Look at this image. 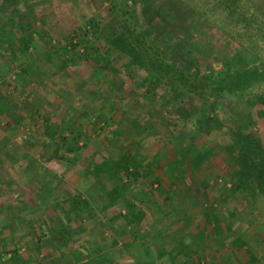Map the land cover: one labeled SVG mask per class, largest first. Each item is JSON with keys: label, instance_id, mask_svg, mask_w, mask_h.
I'll return each mask as SVG.
<instances>
[{"label": "rangeland", "instance_id": "1", "mask_svg": "<svg viewBox=\"0 0 264 264\" xmlns=\"http://www.w3.org/2000/svg\"><path fill=\"white\" fill-rule=\"evenodd\" d=\"M130 1L141 7L137 13L145 21L144 33L166 63L175 66L192 61L201 67L217 62L218 57L230 58L241 47L244 58L237 60L235 65L232 63L233 70H243L242 73L253 68L264 70V0L241 2L240 8L245 11V16L236 15L234 18L227 17L230 0ZM112 2L0 0V104L3 98L7 104V109L1 107L3 112L0 111V227L23 219V230L15 240L11 241L5 235L6 247L9 250L19 247L21 253L26 254L38 244V238H42V264H68L76 248L90 251L96 246L101 248L102 255L79 264H110L108 254L114 234L106 229L105 222L121 210L115 207L103 212L101 208L106 203L103 193L116 182H108L105 178L101 180V187L93 186L84 177V170L91 159L102 160L106 153L117 160L120 148L127 151L125 154H138L141 162L145 159L149 163L146 165L149 168H154L162 160H173L170 151L173 153L172 148L178 149L176 145H180V141L177 139L175 143H170L169 130L172 128L185 139L190 128L185 121L192 119L196 113L193 101L180 92L176 96L170 93L166 101H162L163 95L143 101L141 92L135 89L139 74L134 71L129 75L119 71V76L109 75L100 80L97 78L100 70L82 57V51L70 49L69 55L63 53L62 47L74 33L88 31L90 24L99 25V34L92 41L104 50V40L115 37L119 30L117 20L109 11ZM255 23L263 24L258 32ZM25 39L29 41L26 53L21 45ZM54 51L56 57L52 54ZM46 55L54 57L52 64L47 63ZM71 57L81 61L78 64L73 62L61 71V61L69 62ZM113 65L122 68L118 59ZM220 69L217 66L214 71ZM263 93L264 85H256L249 88L245 96L252 98ZM173 102H176L175 105ZM221 104L218 113L227 127L242 123L245 117L243 104L232 101L230 97ZM35 112L48 117L53 124L69 118L63 134L66 150L59 152L62 160L52 155L53 146H42L41 123L35 116L37 120L30 116ZM12 113L23 121L18 127L6 130L11 128L7 125ZM100 118L107 119L112 125L104 129ZM110 131L115 133L114 137L109 134ZM232 139L228 129L211 134L205 145L217 148L218 152L195 171L186 185L176 182L172 171H155L160 175L166 192L158 194L156 186L143 190L146 194L143 197L146 218L136 232L141 245L145 246L150 241L155 243L164 233L167 234L164 243L174 244L184 238L196 222L203 220L205 206L217 204L219 207L220 196L223 198L228 194L223 190L230 165L222 149L231 144ZM78 148L83 151L79 153ZM48 155L49 158L45 157ZM201 183L207 188L201 187ZM29 187L36 193L42 191L45 196L53 193V201L71 196L73 190L82 193L95 211L81 224L85 232L75 231L79 225L75 223L74 232L69 229V234L62 231L53 236L43 225V206L35 199L33 191V195L27 191ZM228 188L229 185L226 186ZM139 189L140 186L136 188ZM197 189L202 192L199 197L195 193ZM204 192L208 197L206 203L202 195ZM24 193L23 201L19 200L21 197L17 199ZM239 198L241 202L229 200L228 206H225L234 223L237 218L231 212H238L241 219L238 233L234 231L232 235L215 237L208 247V254H223L225 258H230V263L226 261V264L247 260L244 250L237 252L239 262L228 255L232 251L230 246H226L229 240L225 246L222 240L233 238L234 234L240 235L258 256H264V202ZM28 208L35 210L29 213L26 211ZM121 225L118 220L114 228L119 229ZM30 229H33V235ZM132 232L127 231V236ZM24 233L30 234V237L20 238ZM119 240L123 241L121 237ZM116 255L117 258L121 255L122 264H150L137 244L128 251H118ZM204 261L209 262V257ZM0 264L5 262L0 261Z\"/></svg>", "mask_w": 264, "mask_h": 264}, {"label": "trees", "instance_id": "2", "mask_svg": "<svg viewBox=\"0 0 264 264\" xmlns=\"http://www.w3.org/2000/svg\"><path fill=\"white\" fill-rule=\"evenodd\" d=\"M252 1L230 0L228 2L229 7H227V17L234 18L236 15L244 17L245 11L240 8V3ZM140 8L130 0H113L109 11L113 18L117 20L119 30L115 37L104 40V50L98 48L92 41L93 37L99 34L98 24H90V29L82 34L74 33V36L65 43L66 46L62 47L63 53L66 55L71 53V51L69 52L70 49L82 51V57L87 58L100 70L97 76L100 80H104L109 75L119 76L122 71L128 75L133 71L136 72L139 74V82L135 85V89L141 92V99L145 102H148L150 97L160 95H163L164 100L162 101H166L170 93H175L173 96H176L180 92L193 101L196 109L193 118L185 121V124L190 126L185 139L181 138L182 136H179L172 128L169 130L170 143H175L177 139L180 141L178 142L180 145H176L178 149L174 150L172 148L173 153L172 150L170 151L173 160L165 159L156 164L154 168H149L146 166L149 163H146L145 159L141 162L138 154H131V152L125 154L127 151L120 148L117 160L106 153L107 155L105 154L102 160L94 161L91 159L84 170V177L93 186L101 187V180L105 178L108 182H116V185L110 190L105 191L106 189H104L103 194L106 203L101 208L103 212L115 207H119L121 210L116 216L105 222L106 229L114 234L110 241L111 252L108 254L111 259L110 264H122L121 255H119V258L116 255L118 251H128L136 244L144 251L148 261H156L159 264L230 263V258H225L223 254H208L210 250L208 247L211 239L219 236L224 237L226 234L232 235L234 231L237 232L241 219L237 214L238 212H235L237 210L231 212L237 218V221L234 223L231 220L233 218H229L230 212H226L225 207L228 206L229 200L241 202L242 200L239 197H245L246 199L251 198L254 202H264V93L252 98L245 96L249 88L264 85V70L258 71L253 68L247 71L244 70L246 71L244 73L241 72L243 70H233L232 63L235 65L237 60L244 58L240 52L241 47L237 50L239 52L232 57H218L217 62L206 63L201 67H198L199 63L195 65L192 61H184L172 66L166 63L157 53L150 39L144 33L145 21L142 15L138 16L137 13ZM246 24L250 25L247 21ZM254 25L258 28L256 29L257 32L263 26L261 23H255ZM21 45L22 50L26 53L29 50L28 39L23 40ZM52 54L57 53L54 51ZM71 58L69 62L68 60L61 61L59 66L61 71L69 64L73 62L78 64L81 61L80 59L75 60L74 57ZM53 59V56L46 55L47 63L52 64ZM115 59L121 61L122 68H115L113 65ZM217 66L221 69L214 71ZM228 97L236 103L243 104L245 108V117L242 123H238L236 126L227 127L222 121V115L218 113L221 103ZM4 100L3 98L0 104L1 112H3L1 107H3V110L7 109ZM175 103L172 104L175 105ZM103 108H105L104 105ZM30 116H35L39 120L34 117L37 122L41 123L42 146H53L52 155L62 160L63 158L59 152L66 150L63 134L65 124L69 118H65L59 124H53L48 117L42 116L39 112H35ZM21 121H23V118L12 113L10 123L7 125L11 128H6V130L18 127ZM99 122L103 123L104 129L112 125L104 118H100ZM224 129L231 132L233 139L231 144L222 149L223 155L230 165L227 170V179L224 180L223 190L228 194L224 195L223 198L220 196L219 207H217V204L205 206L202 210L203 220L200 223L196 222L188 234L174 244L164 243L167 237V234L164 233L160 235L155 243L150 241L145 246L141 245L136 232L143 224L144 218H146L147 209L143 206L146 204L143 200L146 194L143 190H150L148 186L151 188L156 186L155 191L164 195L166 192L164 184L159 178L160 175L156 172H162L165 169L172 171V176L176 182L186 185L195 171L207 164L218 152L217 148L205 145V141L210 138L211 134ZM109 134L113 137L115 135L112 131ZM79 137H81V134ZM27 145H31V143L27 142ZM81 149L78 148L79 153L83 151ZM69 150L74 151L72 148H69ZM45 157L49 158V155ZM27 180L29 181V179ZM227 185H229L228 189H226ZM138 186H140V189L136 190ZM201 187L205 189L207 185L201 183ZM26 189L29 192L33 191L31 187ZM197 190L195 193L199 197L202 192L200 189ZM33 192L32 195L34 194L35 199L43 206V225L52 232L53 236L59 235L62 231L69 234V229H73L74 232L73 224L75 223H79L75 231L85 232L81 224L95 211L91 202L86 200L82 193L73 190L71 196L53 201V193L45 196L40 190L37 193ZM24 195L25 193L22 196H17V199L21 197L19 200L23 201ZM202 195L204 203H206L208 197L205 192ZM220 203H222V206ZM34 210L35 208L26 209L29 213ZM118 220L122 225L119 229H116L114 227ZM23 227V219L0 227V261H4L5 264H42L40 259L43 253V248L40 245L42 238H38V244L27 251L26 254L21 253L19 247H14L13 250L6 247L5 235L9 236L11 241L15 240ZM30 231L33 235V229H30ZM127 231L134 232L127 236ZM24 236L27 238L30 237V234L24 233L20 238L23 239ZM233 236V238L222 240L224 246L229 240L226 246H230L232 250L228 254L231 258H235L239 262L236 258L238 256L237 252L244 250L243 253L247 256V260L240 261L238 264H262L264 256H258L253 247L245 243L240 235L234 234ZM120 237L123 239L122 242L119 240ZM149 246L153 248L151 249ZM76 250L75 255L70 256L71 261L68 260V264L84 263L86 260H92L93 256L102 255L101 248L97 246L90 251H82L83 249L80 248H76ZM207 257H209V262L204 261Z\"/></svg>", "mask_w": 264, "mask_h": 264}, {"label": "crops", "instance_id": "3", "mask_svg": "<svg viewBox=\"0 0 264 264\" xmlns=\"http://www.w3.org/2000/svg\"><path fill=\"white\" fill-rule=\"evenodd\" d=\"M153 262L157 263L156 261H152V262H150V264H152ZM157 264H159V263H157Z\"/></svg>", "mask_w": 264, "mask_h": 264}]
</instances>
